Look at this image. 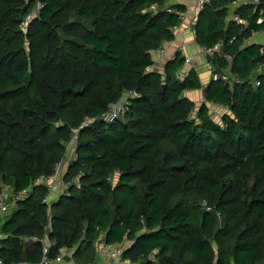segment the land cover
I'll return each mask as SVG.
<instances>
[{
    "label": "trees",
    "instance_id": "1",
    "mask_svg": "<svg viewBox=\"0 0 264 264\" xmlns=\"http://www.w3.org/2000/svg\"><path fill=\"white\" fill-rule=\"evenodd\" d=\"M172 1L0 0V193L20 196L0 218L3 264L41 263L45 239L75 264L96 261L101 240L128 264H264V74L251 81L264 53L246 45L264 0L234 10L247 27L229 19L236 0L200 11L197 44L223 42L213 65L241 81L210 80L200 107L187 97L204 88L198 71L178 78L187 58L162 70L153 57L187 11ZM70 147L68 187L46 201L36 181Z\"/></svg>",
    "mask_w": 264,
    "mask_h": 264
},
{
    "label": "built area",
    "instance_id": "2",
    "mask_svg": "<svg viewBox=\"0 0 264 264\" xmlns=\"http://www.w3.org/2000/svg\"><path fill=\"white\" fill-rule=\"evenodd\" d=\"M211 0H199V8L200 10H203L205 5L210 3ZM261 4V0H236L231 4V8L233 9V13L231 20L235 21L239 25L242 24L244 27H247L248 22L241 17V15L235 14L234 10L238 9L241 5H251L253 7V12L257 13V10L259 9V6ZM42 6H37L31 14L28 15L26 18V21L31 20L35 15L39 12V9ZM183 20L185 19L184 16ZM257 23L262 24L264 23V16H260L257 20ZM179 26L174 27V32L178 30ZM264 32V30H262ZM232 42V41H231ZM262 52L264 53V44L261 45ZM161 49H158L160 51ZM204 55L206 56V64L205 67L212 73V79L217 80L222 78L224 81H227V83L234 86L237 83H240V79L237 76H234L230 70H227L224 75L220 76L218 72L216 71V68L213 65V58L215 56H221L223 54V42L217 43L215 46L203 49ZM229 60H231L230 56H227ZM157 63V62H156ZM151 70V69H149ZM264 74V65H261L258 67V69L254 72V74L251 77V81L254 84L255 88H258L261 84L258 80L260 75ZM178 78H183L182 74H178ZM126 100H123L121 103L113 104L110 107V110L107 113V119L108 120H114L118 118V116L125 112L126 109ZM219 106V105H217ZM221 107V106H220ZM67 169V167H66ZM64 162L59 163L56 167L55 175L51 177H42L38 181H36V184L45 183L47 184L49 188L50 195L47 197L46 201L50 200V197L53 193L57 191H65L68 187V185L64 182V172L66 171ZM20 196H15L12 192L11 188H5L2 193H0V215L8 211V207L11 204H14ZM13 202V203H12ZM206 211H211L210 207L205 206ZM0 237L1 234H0ZM45 247L43 251L42 256V262L39 264H71L68 261V257H70L72 251L62 247L59 249V253L56 257L51 258L50 257V247L51 242H49L47 239H45ZM98 259L90 264H128L126 261H124L123 253H124V247L115 245V244H107L104 240H101L100 244L98 245ZM102 256V258L100 257ZM0 264H3L2 261H0Z\"/></svg>",
    "mask_w": 264,
    "mask_h": 264
},
{
    "label": "crops",
    "instance_id": "3",
    "mask_svg": "<svg viewBox=\"0 0 264 264\" xmlns=\"http://www.w3.org/2000/svg\"><path fill=\"white\" fill-rule=\"evenodd\" d=\"M172 2L183 4L187 8L186 13L184 14L185 19L181 22L178 30L175 32V39L172 40V42L165 43L160 51L156 50L153 53V57L155 63L157 62L156 67L162 70L164 65L168 61L173 60L178 52H181L187 58V63L184 67L185 69L183 70L182 75L184 76L185 73H188L192 68H195L199 73L202 84L204 85V88L201 90H191L187 92V97L196 102L197 106L200 107L206 103L204 89L208 86L209 81L212 80V73L205 67L206 56L204 55V50L197 44L196 41L195 25L201 11L199 8V0H173ZM232 13L233 9L230 6L229 19L232 18ZM253 44H264V32H258L246 42V45ZM210 106L215 117H217L219 113L222 115L225 113L223 107L217 106L213 103H211ZM222 115L219 116V119H221ZM73 158V156L70 157V159L67 158L64 161V165L67 164L66 167H68ZM10 213L11 205L8 207L7 212L0 215V218L3 220V218H7ZM72 255L73 253H71L70 257L67 259L71 264H75L72 259ZM100 258H102V256Z\"/></svg>",
    "mask_w": 264,
    "mask_h": 264
},
{
    "label": "rangeland",
    "instance_id": "4",
    "mask_svg": "<svg viewBox=\"0 0 264 264\" xmlns=\"http://www.w3.org/2000/svg\"><path fill=\"white\" fill-rule=\"evenodd\" d=\"M214 111V110H213ZM221 115V113H219L218 115H217V117L216 118H219V116ZM74 149H72L71 150V147H70V149H69V152H68V158L70 159V157H72L73 156V153H74V151H73ZM67 166V164L65 165V167ZM66 169V168H65Z\"/></svg>",
    "mask_w": 264,
    "mask_h": 264
}]
</instances>
